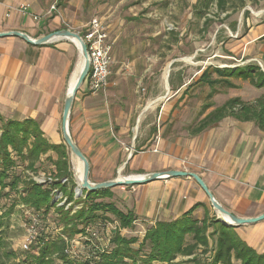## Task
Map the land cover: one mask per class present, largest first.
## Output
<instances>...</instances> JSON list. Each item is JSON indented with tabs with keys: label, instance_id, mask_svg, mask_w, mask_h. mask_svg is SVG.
<instances>
[{
	"label": "rangeland",
	"instance_id": "obj_1",
	"mask_svg": "<svg viewBox=\"0 0 264 264\" xmlns=\"http://www.w3.org/2000/svg\"><path fill=\"white\" fill-rule=\"evenodd\" d=\"M53 1L45 8L43 13L46 15L40 17V21L43 22L38 27L39 33H43L41 36L60 29L81 34L92 18L101 20L109 31L113 42L114 60L110 67L108 86L96 94L81 92L84 94L81 100L88 98L91 99V104L103 107L108 114V137L115 139V143L122 148L126 157L130 153L132 158L136 155L153 154L155 150L152 152L148 149L149 146L165 133L184 139L185 135L192 138L199 121L210 110L230 98L239 97L244 102H253L264 95V87L255 88L249 80L240 78H228L227 80L234 86L229 88L223 83V78L218 77L213 71L215 68L233 70L253 67L264 73V0H223L222 9L219 0H55L54 3ZM51 7H54V10L51 11ZM53 19H56L54 23ZM48 45L53 48L55 45L58 46L56 50L65 56L67 64H70L57 96L49 97L43 94L42 113H49L57 106V114L61 117L67 81L82 62V58L76 46L67 40L54 41ZM153 62H155L151 67L153 75H149V65L151 66ZM170 62L172 63L170 71L168 68L166 70L169 72L168 82L171 81L172 87L169 86L170 90L166 91L163 70ZM206 70L208 75L202 77L203 83H196ZM210 81L217 83L209 86L207 83ZM179 84H183V88L174 93L175 86ZM210 93L212 95L208 97ZM77 96L78 93L75 98ZM207 104H212V108L204 112L203 106ZM4 121L6 118L1 117L0 127ZM121 127L126 129V133L124 137L118 138L117 132ZM117 141H120V144ZM60 142H63L62 138ZM143 145L147 147L140 149ZM67 152L72 181L75 184L74 170L77 159L68 149ZM55 157L56 155L51 152L43 156L35 166V173L17 160L10 173L13 176H21L22 181H33L30 176L33 174H53L54 166L47 158L54 160ZM119 175L135 176L123 169ZM37 185L43 186L39 183ZM76 185L77 183L73 190ZM17 188L22 190L24 186L19 185ZM111 195V198L103 201L112 204L117 211L127 214L129 211L123 212L120 205L114 203V195L112 193ZM10 198L9 196L0 201V214H4L9 208L10 203L7 201ZM28 207L33 208L26 206ZM209 208H204V213L200 216L192 213L191 218L201 221L207 214L209 218L217 219L218 214L212 207ZM41 210L34 209L33 217L36 216V211ZM20 212L21 210L16 208L9 217L2 219L0 236L6 250L15 254V261L29 264L28 254L19 247L24 230L22 223L26 224L28 217H22L23 214ZM39 213L37 216L43 218L44 216ZM97 215L98 219L90 226H98L104 230L103 233L98 240H93L88 246L83 244L82 247L80 241L77 249L91 253L96 248L103 250L107 247L102 253L105 254L114 247L112 238L115 234H120L125 239L134 238L136 242L132 248L137 249L146 231L155 225L140 228L133 221L130 228H121L116 216L111 212L100 211ZM58 218L57 211L50 210L48 217L41 220L50 228H56L62 226L61 224L56 226ZM62 232L68 240L78 235V233L69 235L63 226ZM60 241L63 242L62 253L67 259L63 251L68 244ZM190 241L191 238L188 236L187 242ZM89 248L92 249L88 251ZM54 257L55 254L52 258L55 259ZM232 263L240 264L236 260H232ZM56 264L61 262L56 261ZM70 264L82 263L77 261Z\"/></svg>",
	"mask_w": 264,
	"mask_h": 264
},
{
	"label": "crops",
	"instance_id": "obj_2",
	"mask_svg": "<svg viewBox=\"0 0 264 264\" xmlns=\"http://www.w3.org/2000/svg\"><path fill=\"white\" fill-rule=\"evenodd\" d=\"M51 1L0 0V33L18 31L32 39L39 38L43 35L38 29L43 23L40 17L46 15L43 12ZM21 5L28 6L25 13L19 12ZM34 16L39 20L34 21ZM56 49L58 46L53 48L48 44L31 46L16 37L0 38V117L37 121L44 138L51 144L62 143L61 117L57 106L49 113H42L43 94L57 96L70 67L66 57ZM153 65L155 62L149 65V75H153ZM171 65L168 63L163 70L166 91L172 87L166 70L170 71ZM175 88L177 93L183 84ZM79 91L70 112L68 131L89 162L91 182L114 180L121 176L122 169L135 176L185 171L199 176L215 200L234 216L253 218L264 214V132L253 123L224 118L213 127L192 134V138L185 135L186 139L165 133L149 146L152 152L155 150L153 154L140 153L132 158L130 153L126 157L115 139L108 137V114L103 107L91 104L90 98L81 100L84 95L81 92L88 93L85 82ZM117 133L118 138L124 137L126 129L121 127ZM109 190L114 195V203L123 212L133 213L134 223L140 228L176 220L198 203L204 207L193 211L196 216L211 207L205 193L189 177L165 178ZM234 231L255 253H264V220L236 227Z\"/></svg>",
	"mask_w": 264,
	"mask_h": 264
},
{
	"label": "trees",
	"instance_id": "obj_3",
	"mask_svg": "<svg viewBox=\"0 0 264 264\" xmlns=\"http://www.w3.org/2000/svg\"><path fill=\"white\" fill-rule=\"evenodd\" d=\"M220 9L223 0L218 1ZM81 35V34H80ZM214 73L223 78V83L229 87L234 86L228 78H240L249 80L255 88L264 87V73L253 67L242 69L225 70L215 68ZM208 75L204 72L196 83H203L202 77ZM85 82V81H84ZM217 81L207 84L213 86ZM212 94L210 93L208 97ZM212 108V104L203 106V111ZM1 118V117H0ZM224 118H232L238 122H251L258 130L264 132V95L256 98L253 102H244L239 97L230 98L222 105L210 110L200 121L194 132L197 134L205 129L213 127ZM54 153L56 159L47 158L54 166L53 175L58 178H68L69 186L55 182L50 186H38L33 181H22L21 176H13L10 171L16 166V161L25 164V167L34 171L37 162L48 153ZM67 147L61 144H51L43 136L39 123L33 119L6 120L0 127V201L11 197L9 208L0 214V230L2 219L10 216L18 206H30L36 210L44 209L45 215L50 213L51 197L53 188L60 189L68 200L72 201L71 190L75 186L72 181ZM23 185L22 190L18 186ZM109 189L94 192H86L84 200H75L74 205L81 208L71 214L72 208L63 210L58 208L59 218L57 225H62L69 235H75L85 227L93 224L100 211L111 212L121 228H130L134 221L131 212L123 214L117 211L112 204L103 200L111 198ZM112 205V206H111ZM202 204H195L180 218L169 222H156L148 229L139 248L134 249V238L125 239L120 234L112 238L114 247L110 252L100 255L97 264H233L232 260L240 264H264V253L257 254L249 248L235 233L233 227L222 224L215 218H209L207 214L201 221L191 218L193 211ZM191 238L187 242V237ZM147 249V250H146ZM63 242L55 239L49 243L31 246L28 254L29 264H61L73 263L67 260L63 253ZM144 253V254H143ZM55 254V259L52 258ZM181 258V260H178ZM70 261V262H68ZM23 264L15 261V254L6 250L3 238L0 236V264Z\"/></svg>",
	"mask_w": 264,
	"mask_h": 264
},
{
	"label": "built area",
	"instance_id": "obj_4",
	"mask_svg": "<svg viewBox=\"0 0 264 264\" xmlns=\"http://www.w3.org/2000/svg\"><path fill=\"white\" fill-rule=\"evenodd\" d=\"M28 9L27 5H21L19 8V12L25 13ZM50 10H54V7H51ZM33 20L36 21L37 17L34 16ZM81 37L86 45L87 54L90 60L89 71L87 77L85 79V83L87 84V92L90 94H96L100 91H103L108 86V80L110 76V67L113 60V42L109 36V31L106 26H104L103 22L98 18H92L88 21L85 26L84 31L81 33ZM33 174L31 179L39 183L40 185L50 186L55 182H59L60 185L68 186L69 180L68 178H62L58 180V178L54 177L53 174ZM46 175V176H45ZM36 176V177H35ZM41 177V179H40ZM40 179V180H39ZM78 187L72 189V201L68 200L67 195H65L60 189L53 188L50 192L51 197V210L55 211L58 208H63L67 210L68 208H73L71 214L75 212V210H79L81 205H73L75 200H84L86 197V192L79 190ZM18 209L21 210L20 213L22 217L26 218V224L22 223L24 227L22 240H20L19 247L24 252H30L32 244H45L49 243L55 239L63 240L68 245L64 248V254L67 256V260L72 262H81L82 264H97L100 260V255L104 253L107 249H98L95 251L92 250L91 253L84 251V249H77V245L80 241L83 247V244L86 246L89 243H92L93 240H98L101 233H103V229H100L98 226H88L81 230L78 235H76L73 239L68 240L64 233L62 232V226H58L56 228H50L41 219H45V210L36 211V216L33 217V208H26L24 206H18ZM41 213L43 218L38 217V213ZM39 213V215H40ZM41 218V219H40ZM92 248H89L91 250Z\"/></svg>",
	"mask_w": 264,
	"mask_h": 264
},
{
	"label": "water",
	"instance_id": "obj_5",
	"mask_svg": "<svg viewBox=\"0 0 264 264\" xmlns=\"http://www.w3.org/2000/svg\"><path fill=\"white\" fill-rule=\"evenodd\" d=\"M4 37L20 38L23 41H25L27 44L31 46H36V47L44 46V45H47L49 43H52L58 40L75 41L77 43V50L82 58V64H81L78 76L76 78V81L74 83L72 90L66 93L65 98H64L62 116H61V136H62L64 145L70 151L71 155L74 156L81 163V182L78 185L81 191L94 192V191H100V190H107V189H111V188L119 187V186L142 185L145 183H149L152 181L165 179V178L189 177V178H192L196 182V184L201 188V190L205 193L210 203V206L218 214L217 220H219L225 226L236 228L242 225L255 224L257 222L264 220V214H261L253 218H239V217L234 216L233 214L225 210L215 200V198L209 192L208 188L206 187L202 179L196 174L190 173V172L170 170V171H164V172H153V173L139 175V178H134L132 176H129L125 180H121L118 177L114 180L101 182V183L90 182L88 179V176H89L88 160L78 149V147L72 140L69 134V131H68L69 117H70V112L72 109L75 95L77 94L78 90L84 83L87 77L88 71H89V66H90V60L87 54L86 45L81 35L79 33L73 32L68 29H60L54 32H50L36 39H32L25 33L18 32V31L0 33V38H4ZM130 157L131 155H129L128 159ZM78 186L76 185V187ZM220 217L226 218L228 222L224 221Z\"/></svg>",
	"mask_w": 264,
	"mask_h": 264
},
{
	"label": "bare ground",
	"instance_id": "obj_6",
	"mask_svg": "<svg viewBox=\"0 0 264 264\" xmlns=\"http://www.w3.org/2000/svg\"><path fill=\"white\" fill-rule=\"evenodd\" d=\"M70 42H72L76 46V48H77V43L75 41H70ZM81 64H82V62L79 64V66L71 74V77H70L69 82H68V85H67V91H66V93H68V92H70L72 90V88L74 86V83L76 81V78L78 76V73H79ZM76 162L77 163H76L75 170H74V172H75L74 178H75V183H77V186H78L80 184V182H81V163L78 160H76ZM119 178L121 180L127 179V177H124V176H119ZM130 178H132V177H130ZM134 178H139V175L138 176H134ZM77 190L79 192V190H80V187L79 186H78V189ZM220 218H222V217H220ZM222 219L224 221L228 222V220L226 218H222Z\"/></svg>",
	"mask_w": 264,
	"mask_h": 264
}]
</instances>
